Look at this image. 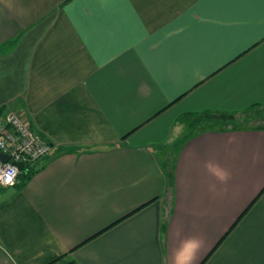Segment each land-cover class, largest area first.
<instances>
[{
	"label": "crops",
	"instance_id": "1",
	"mask_svg": "<svg viewBox=\"0 0 264 264\" xmlns=\"http://www.w3.org/2000/svg\"><path fill=\"white\" fill-rule=\"evenodd\" d=\"M254 104L264 0H0V118L51 146L0 264H264V128L194 124Z\"/></svg>",
	"mask_w": 264,
	"mask_h": 264
},
{
	"label": "built area",
	"instance_id": "2",
	"mask_svg": "<svg viewBox=\"0 0 264 264\" xmlns=\"http://www.w3.org/2000/svg\"><path fill=\"white\" fill-rule=\"evenodd\" d=\"M50 151V143L34 131L20 113L11 111L6 118H0V152L10 156L9 162L0 161V170L16 173L12 185L0 183V188L8 189L17 183L20 170L15 162L35 164Z\"/></svg>",
	"mask_w": 264,
	"mask_h": 264
},
{
	"label": "rangeland",
	"instance_id": "3",
	"mask_svg": "<svg viewBox=\"0 0 264 264\" xmlns=\"http://www.w3.org/2000/svg\"><path fill=\"white\" fill-rule=\"evenodd\" d=\"M247 116H250V117L245 118ZM254 117H256V118H254ZM261 117H264V111L262 109H260V111H258V112H253L250 115L240 114V115H231V116H225V117L224 116L222 117L220 115H212V116H206L205 115V116H201V117L199 116L195 119L197 124H198V126L195 129L197 131L208 130V129H223L226 124H227V126H229L228 125L229 123L230 124H237L238 126H240L243 124L244 119L249 120L250 118H254V119H252L250 121V123H249V121L244 122V126L263 125L264 122H262ZM210 118H212V119H210ZM39 163H41V161H39Z\"/></svg>",
	"mask_w": 264,
	"mask_h": 264
},
{
	"label": "trees",
	"instance_id": "4",
	"mask_svg": "<svg viewBox=\"0 0 264 264\" xmlns=\"http://www.w3.org/2000/svg\"><path fill=\"white\" fill-rule=\"evenodd\" d=\"M260 109H262L264 111V104L263 105H260V104H254L252 106H250L249 108L245 109L244 111H242L240 114H244V115H250L252 114L253 112H258L260 111ZM3 111V108L0 109V117H1V113ZM227 116H231V115H227ZM250 116H247L245 118H248ZM194 118V117H192ZM231 118V117H230ZM229 118V119H230ZM256 118V117H254ZM254 118H250L249 120L247 119H244L243 120V124L238 126L237 124H228L229 126H227V124L224 126L223 129H215V130H229V129H236V128H240V127H245V128H264V124L263 125H256V126H253V125H250V126H244V122L246 121H250ZM262 118V122H264V117H261ZM196 122V121H195ZM195 126L198 124L197 123H194ZM37 171V167L35 166V164H25V167L22 171H20L19 175H18V179H17V183L14 185V187L17 189V190H21L27 183L28 181L31 179V177L35 174V172ZM168 176H169V182L172 183L173 182V176H172V173H168ZM4 191H6L5 188H1L0 190V194L3 193Z\"/></svg>",
	"mask_w": 264,
	"mask_h": 264
},
{
	"label": "water",
	"instance_id": "5",
	"mask_svg": "<svg viewBox=\"0 0 264 264\" xmlns=\"http://www.w3.org/2000/svg\"><path fill=\"white\" fill-rule=\"evenodd\" d=\"M0 161L9 162L10 156L0 152ZM15 164L18 166L20 171H22L25 167V164L23 162H15ZM15 193H17V189L15 187H9L8 189H6V191L0 194V204L11 198Z\"/></svg>",
	"mask_w": 264,
	"mask_h": 264
},
{
	"label": "clouds",
	"instance_id": "6",
	"mask_svg": "<svg viewBox=\"0 0 264 264\" xmlns=\"http://www.w3.org/2000/svg\"><path fill=\"white\" fill-rule=\"evenodd\" d=\"M15 171H10L8 173H5L3 170H0V183H3L4 185L10 186L12 185L15 177Z\"/></svg>",
	"mask_w": 264,
	"mask_h": 264
}]
</instances>
